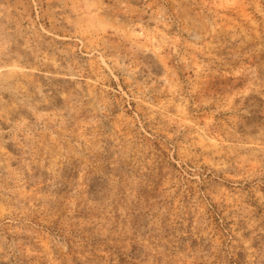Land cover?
I'll list each match as a JSON object with an SVG mask.
<instances>
[{"label":"rangeland","instance_id":"rangeland-1","mask_svg":"<svg viewBox=\"0 0 264 264\" xmlns=\"http://www.w3.org/2000/svg\"><path fill=\"white\" fill-rule=\"evenodd\" d=\"M0 264H264V0H0Z\"/></svg>","mask_w":264,"mask_h":264}]
</instances>
